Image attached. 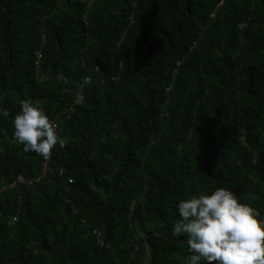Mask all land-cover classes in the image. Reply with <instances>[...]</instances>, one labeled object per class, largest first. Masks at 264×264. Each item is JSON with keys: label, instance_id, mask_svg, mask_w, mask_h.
Wrapping results in <instances>:
<instances>
[{"label": "trees", "instance_id": "16d2710c", "mask_svg": "<svg viewBox=\"0 0 264 264\" xmlns=\"http://www.w3.org/2000/svg\"><path fill=\"white\" fill-rule=\"evenodd\" d=\"M28 98L68 144L0 194V264H185L177 205L217 188L264 219V0H0V187L42 172Z\"/></svg>", "mask_w": 264, "mask_h": 264}, {"label": "clouds", "instance_id": "9594fccd", "mask_svg": "<svg viewBox=\"0 0 264 264\" xmlns=\"http://www.w3.org/2000/svg\"><path fill=\"white\" fill-rule=\"evenodd\" d=\"M85 83H91L85 77ZM15 115L13 141L26 152H35L48 159L59 144L68 141L58 135L40 100L31 98L21 102ZM3 116L8 111L0 109ZM179 219L174 222L173 237H186L188 251L185 264H264V219L259 210L242 203L228 188H217L211 194L182 199L178 205Z\"/></svg>", "mask_w": 264, "mask_h": 264}, {"label": "built area", "instance_id": "2783aa9c", "mask_svg": "<svg viewBox=\"0 0 264 264\" xmlns=\"http://www.w3.org/2000/svg\"><path fill=\"white\" fill-rule=\"evenodd\" d=\"M76 94H77V102H81V100L84 97L83 89L80 88L76 92ZM73 111L74 110L72 109L71 112H73ZM69 115H71V114H69ZM52 121H54L56 123V125L58 126L57 127V132L59 134V131H60L59 122L57 120H52ZM51 160H52V156H50L48 159H44V161L42 163V172H41V174L38 177L28 179L24 175L20 174L16 178H14L10 183L1 186L0 187V194L4 190H9V189L17 188V187L22 186V185H32L35 182H38L41 179H44L46 176H48L49 174L52 173V169H51V166H50Z\"/></svg>", "mask_w": 264, "mask_h": 264}, {"label": "water", "instance_id": "95a60500", "mask_svg": "<svg viewBox=\"0 0 264 264\" xmlns=\"http://www.w3.org/2000/svg\"><path fill=\"white\" fill-rule=\"evenodd\" d=\"M181 242H184V241H181ZM146 249H147V257H148V259H149V262H150V264H153L152 261H151V258H150V254H149V250H148V244H147V242H146Z\"/></svg>", "mask_w": 264, "mask_h": 264}]
</instances>
